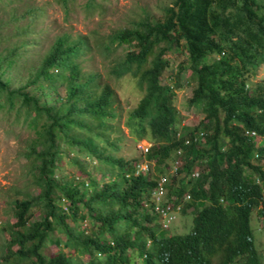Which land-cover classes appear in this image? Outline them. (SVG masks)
<instances>
[{"label":"trees","instance_id":"1","mask_svg":"<svg viewBox=\"0 0 264 264\" xmlns=\"http://www.w3.org/2000/svg\"><path fill=\"white\" fill-rule=\"evenodd\" d=\"M161 10L159 19L143 17L113 30L103 45L128 48L109 71L117 78L129 74L142 92L125 120L133 139L152 143L140 159L114 157L107 149L115 148L106 119L114 115L116 96L97 75L81 73L85 38L57 36L31 68L32 77L17 87L8 73L17 66L19 47L1 48L0 108L23 110L24 121L41 130L24 152L38 192L13 199L14 220L0 228L7 234L0 264H131L132 255L140 264H263L249 221L254 211L264 227L255 182L264 184V85L250 86L249 78L264 65V0H171ZM170 49L183 51L186 64L177 65L175 84H160ZM183 68L193 80L186 104L202 117L176 137L180 117L173 98ZM39 78L53 87L63 84V102L41 101L27 89ZM201 131L199 144L195 135ZM61 143L103 164L107 177H88L87 188L56 180ZM178 148L181 167L162 186L171 203L189 196L179 213L191 216V227L165 234L150 193ZM147 160L156 175L150 166L138 169ZM35 206L39 217L31 220ZM47 240L61 251L45 254Z\"/></svg>","mask_w":264,"mask_h":264},{"label":"rangeland","instance_id":"2","mask_svg":"<svg viewBox=\"0 0 264 264\" xmlns=\"http://www.w3.org/2000/svg\"><path fill=\"white\" fill-rule=\"evenodd\" d=\"M170 2L171 0H92L90 2L88 0H0V52L1 48L11 45H18L20 52L16 68L8 73L12 86L23 85L32 77L31 68L37 65L38 61L40 62L57 36L64 35L73 41L79 37L85 38L89 49L83 48L84 52L79 56L81 73L97 75L96 81L101 85L107 84L116 96V101L112 105L114 115L106 119L110 124V128L106 130L107 138L115 144V148L107 145V149L114 157L130 161L140 159L142 155L138 146L145 145L144 141L133 139L134 136L129 133L125 120L129 111L137 104L142 92L129 74L117 78L109 71L128 48L125 45L117 46L110 43L105 50L103 45L109 43L107 35L113 30L128 27L133 21L143 17L159 19L162 15V7L169 5ZM163 57L168 64L158 77V81L161 84H175L174 72L177 65L185 66V53L170 49ZM254 83L264 85V65H260L249 78V85ZM177 85L173 104L179 113L180 123L175 125V129L182 130L184 127L194 126L202 114L196 107L186 104L193 86L188 69L181 70ZM27 89L39 96L41 101L55 103L56 100L63 102L65 99L63 84L53 87L41 78ZM22 112L23 110L0 108V228H6L7 223L14 220L13 199L27 198L38 192L35 184L31 182L29 164L24 152L27 145L38 136L41 126H30L27 120L24 121L25 116ZM29 115L31 116L32 112ZM102 143L104 142L100 144ZM171 160L169 158L165 162L167 166ZM79 164L83 171L80 170ZM144 168L145 163L141 162L138 169ZM150 168L151 173L156 175L152 161ZM103 169V164L92 157L88 158L85 154L78 153L75 147L61 143L60 159L54 176L56 180H72L87 188L88 177L103 178L101 181L107 177L106 173L102 172ZM76 176L78 178H75ZM150 199L156 206L165 202L169 204V209L172 208L168 199H173V196L169 194L168 189L163 188L156 194H150ZM58 204H56L58 208H63L64 205ZM170 211L172 213L168 222L161 218L159 220L165 234L188 232L191 227V216L176 213L173 209ZM29 212L31 220L38 219L39 210L36 206ZM249 223L253 230L254 243L264 264V227L254 211L250 213ZM84 225L88 231L93 226L88 219ZM6 240V232L0 229V254L4 250ZM58 250L59 248L49 240L45 242L43 250L45 254H55ZM131 264H140L139 258L132 255Z\"/></svg>","mask_w":264,"mask_h":264},{"label":"clouds","instance_id":"3","mask_svg":"<svg viewBox=\"0 0 264 264\" xmlns=\"http://www.w3.org/2000/svg\"><path fill=\"white\" fill-rule=\"evenodd\" d=\"M158 82H159V81H158ZM159 83H160V82H159ZM160 84H161V83H160ZM173 105H174V104H173ZM174 107H175V106H174ZM175 109H176V108H175ZM176 112H177V114L179 115L177 109H176ZM179 117H180V116H179ZM179 123H180V122H179ZM182 129H183V128H182ZM174 130H175V136L178 137V135H179L180 132H181V128H180V130H176V129H174ZM246 134H247V133H246ZM251 135L253 136L254 133L251 134ZM195 137H197L199 144H202L203 132H202V131H201V132H197V134L195 135ZM194 139H196V138H194ZM139 141H144L143 143H144L145 145H147V149H146V151H142L140 148H138L139 151H140V154H141V155H144V154L150 149V147L152 146V143H151L149 140L145 139V138H142V139H140ZM139 141H137L136 144H138ZM184 143H188V139H185ZM181 156H182V150H181L180 148H178V149L175 151L174 155H173V160L170 161V164L168 165V167L165 168V170L163 171V172H164V175H162V176H164V177L166 178L165 183H166V181H167V176H168L169 178H171L172 176H174V175L176 174L177 170L181 167V165H180V164H182V161H181V158H182V157H181ZM253 158H257V154H254V155H253ZM143 162L145 163L146 168H147V166H150V165H151V162L148 161V160H147V161H143ZM140 163H141V162H140ZM259 164H260L261 166H262V165L264 166V156L259 158ZM145 170H146V169H145ZM145 170H143V171H145ZM192 170H194V171L191 172L190 177L195 178V177L197 176L196 169H192ZM162 176H160V177H162ZM179 176H180V174H179ZM255 182H256L257 184H259V187H260L261 200H260L259 205L261 206V205H262V202L264 203V191H263V186H264V184H261L260 181H259L258 179H256ZM163 188H164V187H163ZM165 189H166V187H165ZM151 192H152V190H151ZM150 194H151V193H150ZM188 197H189L188 195H184V196H182L181 201H179V202H177V203H171V202H170V203L172 204V208H170V210L173 209L174 212L179 213V212H180V208H181V206L184 205V204L187 202ZM152 203L154 204V202H152ZM161 204H164V205L162 206V208H164L165 205H169V204H165V202H161V203L159 204V206H161ZM155 205H156V204H154V209H155ZM263 205H264V204H263ZM170 210H169V214H168L166 217H162V216H161V213H160L159 211H157V212L160 214L162 220H165V221L167 220V222H168V221L170 220V218H171V213H172V211H170ZM254 213H255V212H254Z\"/></svg>","mask_w":264,"mask_h":264},{"label":"built area","instance_id":"4","mask_svg":"<svg viewBox=\"0 0 264 264\" xmlns=\"http://www.w3.org/2000/svg\"><path fill=\"white\" fill-rule=\"evenodd\" d=\"M250 134H253V132H250ZM138 147L142 151H146V149H147V145H143V144H140ZM145 169H146V165H145V168L144 169H141V171H143ZM165 180H166V178L164 176L160 177L159 178V181L157 183V187L152 190L151 194H156L159 190H163L162 184L165 183ZM263 191H264V186H263ZM155 210L159 211L161 213V216L162 217H166L169 214V210L170 209H169V206L168 205H165L164 208H161L159 205L158 206L155 205Z\"/></svg>","mask_w":264,"mask_h":264}]
</instances>
